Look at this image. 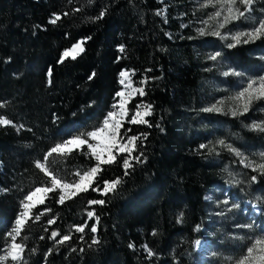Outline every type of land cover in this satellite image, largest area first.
Here are the masks:
<instances>
[{
	"label": "trees",
	"instance_id": "trees-1",
	"mask_svg": "<svg viewBox=\"0 0 264 264\" xmlns=\"http://www.w3.org/2000/svg\"><path fill=\"white\" fill-rule=\"evenodd\" d=\"M164 7L159 0H0V118L11 121L0 127V249L21 201L48 183L35 162L57 143L100 126L116 102L120 73L132 70L146 81L142 101L152 106L147 123L130 126V135L140 137L133 153L140 162L132 160L125 175L118 156L101 166L91 189L63 204L58 192L50 193L33 211L43 213L40 220L26 227L25 264H200L195 244L210 230L206 195L225 189L227 160L212 150L216 116H200L207 74L185 44L174 41ZM102 11L103 18L95 19ZM53 14L61 15L55 25L49 23ZM81 40L84 52L59 63ZM263 48L264 38L232 49L228 57L247 70ZM235 121L230 124L236 135L264 143L263 134ZM86 152L84 146L70 155L53 154L49 166L71 182L77 170L96 164ZM250 175L262 191V177ZM116 179V190L102 194L104 181ZM54 231L60 236L52 239ZM65 234L71 239L58 243Z\"/></svg>",
	"mask_w": 264,
	"mask_h": 264
},
{
	"label": "rangeland",
	"instance_id": "rangeland-1",
	"mask_svg": "<svg viewBox=\"0 0 264 264\" xmlns=\"http://www.w3.org/2000/svg\"><path fill=\"white\" fill-rule=\"evenodd\" d=\"M159 1L165 5L162 17L167 15L166 21L172 28L171 35L174 41L184 43V46L190 50L207 74L208 79L201 86L203 107L201 111L203 113L200 116L206 118L207 115L204 113L216 116L219 123L215 127L219 134L214 136L213 149L219 159L225 158L227 160V185L223 190L214 189L206 195V201L209 204L210 230L206 240H200L199 244H195V251L201 256L200 264H235L236 260L246 254L247 247L257 237L264 236V220L261 218V206L264 205V184L262 191L256 189L250 182V173L261 176L263 181L264 174L253 171L251 167H246L244 163H241L245 157L247 161L264 162L261 157V154L264 153V143L255 144L236 135L232 130L230 120L236 119L235 122L244 127L246 131L264 135V132L251 128L254 123L264 126V106H259L258 101L260 100H258L252 104L248 112L237 116L231 115L230 110L239 104L233 99L238 92L242 91L250 80H259L260 77L264 76V48L260 50L258 55L253 56L256 60L255 65L244 70L237 66L235 61L230 60L228 52L242 45L256 44L260 39L248 43L241 42L232 48L227 47V45L234 43L231 39L232 35L238 32L251 31L258 26L261 20H264V0H255L253 10L246 13L245 18L232 21L223 29H218V24L223 22V13L219 18L210 19V16L219 10V5L215 8L212 6L201 7L205 0H186L180 3L173 0ZM239 6L243 10V6ZM201 28H204L206 32L219 30L222 36L200 35L198 30ZM243 39L245 38L242 37ZM82 46L84 48V44ZM216 52H220L221 55L215 61L210 60L209 56ZM233 71L239 72L241 75H224L225 72ZM122 72L129 73V80H126L125 84L120 83L121 76L119 77V92H125L126 98L129 99L127 108L130 118L135 113L136 106L146 104L142 101L144 95L136 92L128 97V93L132 89L143 88L144 90L146 81L132 70H123ZM129 83L131 88H126L125 85ZM120 99V97H116L115 104H118ZM221 101L222 104L219 103ZM213 105L221 107L222 111H203V109ZM111 111H118V109L112 108ZM147 117H145L146 120ZM132 125L140 124L124 122L121 133L125 135L121 139L126 140L127 137H131L129 130ZM220 140L239 150L243 155L236 156L227 147L219 145L217 142ZM225 200L228 201L227 204L223 203ZM233 204L237 207H232ZM229 208L231 211L228 210ZM242 225H252V227H241Z\"/></svg>",
	"mask_w": 264,
	"mask_h": 264
},
{
	"label": "snow or ice",
	"instance_id": "snow-or-ice-1",
	"mask_svg": "<svg viewBox=\"0 0 264 264\" xmlns=\"http://www.w3.org/2000/svg\"><path fill=\"white\" fill-rule=\"evenodd\" d=\"M254 3L255 0H205V3L202 4L201 7L212 6L215 8L217 5H219V10L215 11L210 16V19L219 18L223 13V22L218 24V29H223L232 21L245 18L246 13H250L253 10ZM239 5L243 6V10ZM76 11H80V9H76ZM104 14V11H102L95 19H102ZM63 15L67 16L68 13L65 12ZM60 19L61 15L53 14V18L49 20V23L55 25ZM205 23L207 24V21H205ZM198 31L200 35L210 34L217 37L222 36L221 31L219 30L206 32L204 28H201ZM242 37L245 39L242 40ZM261 38H264V20H261L258 26L254 27L251 31L238 32L232 35L231 39L234 41V43H229L227 47L232 48L241 42L248 43L249 41H254ZM88 39H91V37H88ZM84 43L85 41H79L73 44L71 48L66 49L62 53L59 63H63L68 58L75 60L77 56L84 52V48L82 46ZM120 51H124L123 46H121ZM220 55V52H216L215 54L210 55L209 59L215 61ZM230 74L237 76L241 75V73L234 71L224 73V75ZM48 76H52L51 69L48 71ZM94 76L95 73H92V76H90L89 79ZM120 76L121 84H125V81L129 80L128 72H121ZM49 83H51V80H49ZM125 87L131 88V84L129 83L125 85ZM136 92H138L140 95H144L143 88H140L132 89V91L128 93V97H131L132 94ZM116 96L121 98L118 104L113 105V108L118 109V111H109L100 126L94 128L92 131L80 133L70 139L64 140L61 143H57L48 150V152L43 157V161L38 160L35 162V167L43 172L46 177H48V183L45 186L34 188L21 201L22 210L18 213L10 230H8L5 234V247L0 249V251H3L4 253L3 255H0V264H9V262H11V264H25L24 253L26 246L22 241L27 239V236L24 235L26 227L28 226L29 221L40 220L43 213H34L33 210L37 209L40 205L45 204V201L49 198V193H56L57 190H59L57 202L63 204L66 199H71L80 193L87 192L90 188H92L97 182L99 173L103 171L101 166L116 163L118 156H123L122 167L125 169V175H128V169L132 166V160L140 162L138 156H133V153L137 150V143L140 137L131 136L127 137L126 140H123L121 137L125 134L121 133V129L123 128L125 121L131 124L147 123L145 117L152 114V106L150 104L136 106L135 113L129 118V109L127 108L129 99L126 98L125 92H117ZM233 99L238 101L239 104L230 110L231 115H243L244 113L248 112L254 102L258 100H264V76L260 77L259 80H250L247 83V86L242 91L238 92V94ZM219 103L222 104L223 102L221 101ZM3 106V104H0V107ZM203 111L219 112L222 111V108L218 107L217 105H213L203 109ZM9 124H11L10 120L0 118V125ZM251 128L253 130L264 132V126L260 124L254 123L251 125ZM93 141H95V143H93ZM217 143L221 146L227 147L228 150L233 152L236 156L243 155L239 150L233 148L231 145H227L223 140H220ZM84 146H87L88 149V152L85 154H90V158H94L96 164L84 171L77 170L74 175L78 177V179L71 182L66 181L58 176L49 166V158L52 157L53 154H56L57 156L70 155L73 151L83 150ZM204 147H206V145H201V148ZM261 157L262 160H264V153L261 154ZM246 161L247 158L245 157L241 160V163H244L246 167H251L253 171H259L264 174V162L257 163L255 161ZM252 179L255 180L256 177H252ZM120 183V179H116L114 181H104L102 194L106 195L109 192L115 191L117 185ZM93 190L98 191L100 189L93 188ZM104 203L105 201L103 200L89 201V204L91 205H102ZM223 203L227 204L228 201L225 200ZM232 207H237V205L233 204ZM228 210L231 211V208ZM45 211H51V209H45ZM94 215L95 214L93 212H88V216L90 218ZM53 223H55L54 220L50 219L48 221V224ZM241 227L251 228L252 225H242ZM84 230V226H79L76 228V231L81 233H83ZM91 231L95 233L97 231L96 227L92 226ZM57 236H60V233L55 231L51 233L52 239H55ZM41 239H43V237H41ZM70 239L71 236L65 234L59 239L58 243L63 244ZM93 243H98V241L94 240ZM196 243L199 244L200 242L197 241ZM130 247H132V245H130ZM145 250L147 251L149 257L154 255L151 249H148L147 246H145ZM235 264H264V236L257 237L252 242V244L247 247L246 254L236 260Z\"/></svg>",
	"mask_w": 264,
	"mask_h": 264
}]
</instances>
